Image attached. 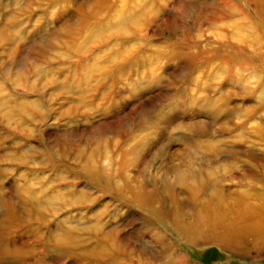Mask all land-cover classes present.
I'll return each mask as SVG.
<instances>
[{
	"label": "rangeland",
	"instance_id": "374dc122",
	"mask_svg": "<svg viewBox=\"0 0 264 264\" xmlns=\"http://www.w3.org/2000/svg\"><path fill=\"white\" fill-rule=\"evenodd\" d=\"M221 188L264 196V0H0V264H264Z\"/></svg>",
	"mask_w": 264,
	"mask_h": 264
},
{
	"label": "bare ground",
	"instance_id": "6f19581e",
	"mask_svg": "<svg viewBox=\"0 0 264 264\" xmlns=\"http://www.w3.org/2000/svg\"><path fill=\"white\" fill-rule=\"evenodd\" d=\"M37 103H39V102H37ZM189 166H191V165H189ZM187 170H188V168H187ZM183 173L184 172H182L178 175L175 174L177 177L174 176L178 181L181 180L182 183L184 182L183 179L185 176H187V178H191L195 183H200V184H201V181H203L202 178H204V176L201 175V173L199 171L196 172L194 170L193 171L189 170L188 172L186 171L187 174L186 173L183 174ZM253 175H255V174H250V177H253ZM216 177H217V175H216L215 171H210L208 173V175H206V178H208L207 180L211 181L213 183V185H215V186L217 184V178ZM235 177L236 176H234V178ZM186 181H187V179H186ZM223 192H224V189L221 188L219 191H217V194H213L210 198V201H209L212 204V207L211 208L208 207L209 209L207 207H205L208 209V212L210 215L213 214L216 217L213 220V222H211V225L214 228H216V229H219V228L228 229L227 227L231 226L232 220H234V226H236L235 222L237 223V227L241 226L243 224H246L245 222L249 223L252 219H255L256 222H258V224L263 223V225H264V216H261L262 214H264L263 209L259 210L260 209L259 207H255L254 205L249 204V203L246 204L247 200L252 198V197H256L258 199H261V198L264 199L263 194H261L260 192H255L256 194L252 193L251 195H248V193L247 194L244 193L242 195H239L237 200L235 199L234 201H232L229 199V195H225ZM260 212H262V214ZM168 257H173V255L168 254Z\"/></svg>",
	"mask_w": 264,
	"mask_h": 264
}]
</instances>
